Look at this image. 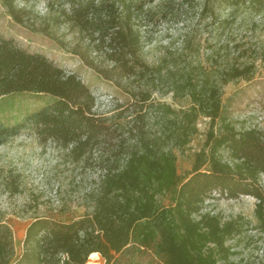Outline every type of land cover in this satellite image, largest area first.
Returning a JSON list of instances; mask_svg holds the SVG:
<instances>
[{"label":"trees","instance_id":"trees-1","mask_svg":"<svg viewBox=\"0 0 264 264\" xmlns=\"http://www.w3.org/2000/svg\"><path fill=\"white\" fill-rule=\"evenodd\" d=\"M29 1L2 0L17 23L28 18ZM240 2L255 13L264 11V0ZM168 7L164 2L159 15L169 13ZM61 15L112 64L104 70L86 60L102 77L117 75L147 85L160 74L141 56L146 41L142 27L153 24L158 15L143 3L86 0L71 4ZM258 58L264 61V46L254 60ZM254 60L232 58L221 69L202 72L195 83L187 79L175 84L174 91L187 95L190 105L173 110L159 104L163 128L151 131L139 109L124 124L96 116L93 94L76 73L0 35V98L19 92L52 97L21 121L0 123V144L28 130L41 142L67 148L73 160L94 163L98 171L88 192L90 210L64 221L31 218L20 253L15 252L10 226L0 220V264H85L92 253L104 264H239L230 259L234 252L227 241L249 226L264 233V132L238 130L228 122H220L215 130L214 122L221 116L223 86L251 80ZM136 95L142 102L149 99L146 90L131 93ZM199 117L209 119L205 142L190 171L180 176L172 149L190 141ZM221 150L228 161L221 159ZM212 192L231 199L256 198L254 224L240 215L222 220L202 212Z\"/></svg>","mask_w":264,"mask_h":264},{"label":"rangeland","instance_id":"rangeland-1","mask_svg":"<svg viewBox=\"0 0 264 264\" xmlns=\"http://www.w3.org/2000/svg\"><path fill=\"white\" fill-rule=\"evenodd\" d=\"M84 1L30 0L25 4L28 18L17 23L0 0V35L76 73L93 94L96 116L112 123L124 124L139 109L151 131L161 130L159 104H167L173 110L190 105L187 95L174 91L175 84L187 79L195 83L202 72L221 69L232 58L251 62L264 46V11H250L240 0H128L143 3L144 8L158 13L153 24L142 27L146 41L141 56L147 65L158 68L160 74L150 77L147 85L133 78L119 79L117 75H113L115 79H106L87 61L104 70L112 64L88 45L74 27L64 23L61 15L71 4ZM164 2L170 12L162 16L159 14ZM254 62L256 69L251 80L223 86V107L220 118L214 122L215 130L220 122H228L238 130L255 128L264 132V61L258 58ZM139 90L149 92L147 101H140L139 95L131 96ZM51 100L44 93L3 96L0 123L10 125L21 121L27 113ZM196 129L184 147L172 149L180 176L190 171L195 153L203 147L209 119L199 117ZM219 155L229 160L224 150ZM97 173L94 163L75 161L67 148L53 141L41 142L28 130L0 144V220L13 232L15 252L21 251L24 231L31 218L45 216L64 221L89 211L88 192ZM260 184L264 193V174L260 175ZM256 201L252 196L231 199L212 192L205 199L202 212L222 220L240 215L252 225ZM227 244L234 252L230 258L233 262L264 264V233L253 227L229 239ZM103 262L99 255L88 258L85 264Z\"/></svg>","mask_w":264,"mask_h":264},{"label":"bare ground","instance_id":"bare-ground-1","mask_svg":"<svg viewBox=\"0 0 264 264\" xmlns=\"http://www.w3.org/2000/svg\"><path fill=\"white\" fill-rule=\"evenodd\" d=\"M98 256H99V255H98L97 253H92V254L89 256V258H90V259H95V258H98ZM91 261H92V260H91ZM101 262H102V261H101ZM101 262H100V263H101ZM89 263H90V262H89ZM89 263H88V264H89ZM103 263H104V262H103ZM103 263H102V264H103Z\"/></svg>","mask_w":264,"mask_h":264}]
</instances>
